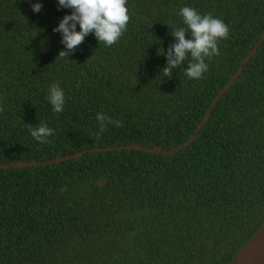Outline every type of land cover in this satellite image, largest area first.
<instances>
[{"label":"trees","instance_id":"obj_1","mask_svg":"<svg viewBox=\"0 0 264 264\" xmlns=\"http://www.w3.org/2000/svg\"><path fill=\"white\" fill-rule=\"evenodd\" d=\"M127 6L116 44L89 34L66 60L53 29L70 9L0 0V164L31 163L0 168V264H227L264 222V0ZM183 6L230 29L199 80L187 60L161 72ZM101 112L123 126L97 138ZM39 123L47 144L24 125Z\"/></svg>","mask_w":264,"mask_h":264},{"label":"clouds","instance_id":"obj_2","mask_svg":"<svg viewBox=\"0 0 264 264\" xmlns=\"http://www.w3.org/2000/svg\"><path fill=\"white\" fill-rule=\"evenodd\" d=\"M127 4L128 0H58L60 8L71 10V14L65 15L53 29L61 34V44L65 49L59 52L58 58L67 60L89 34H94L99 44L103 43L108 47L116 44L127 30L131 19ZM41 8L40 3L32 5L34 13H39ZM178 15L186 27L171 28L175 43L169 46L166 53L163 52L166 65L161 72L165 77H170L173 70L180 68L187 60L184 75L188 79L199 80L208 71L206 59L211 60L220 54L218 44L221 40L228 39L230 29L223 20L211 14H201L192 7H181ZM188 34L191 39H186ZM47 100L54 113L64 111L65 94L58 83L54 82L49 86ZM0 111H3L2 107ZM96 120L99 128L95 133L97 138L110 124L115 127L123 126L119 120L114 121L102 112L97 114ZM24 125L31 137L41 144L49 143L48 138L54 135V130L46 123Z\"/></svg>","mask_w":264,"mask_h":264},{"label":"water","instance_id":"obj_3","mask_svg":"<svg viewBox=\"0 0 264 264\" xmlns=\"http://www.w3.org/2000/svg\"><path fill=\"white\" fill-rule=\"evenodd\" d=\"M29 1V0H26ZM263 39V36L261 37ZM252 54V51L250 54L245 58V60ZM244 60V61H245ZM237 74V73H236ZM224 91L222 89L218 95ZM207 116V113L204 114V118ZM203 123L201 121L199 123V126ZM124 149L129 150H136V149H142V150H148L153 155H167L171 154L172 151L166 152L162 151L159 148H152V149H143L135 145H127L122 146ZM114 148H107L106 150H111ZM78 154H72L66 158L59 159H69V158H75ZM58 160V161H59ZM31 163L28 162H13L10 164L2 165L0 164V168H19V167H25L29 166ZM104 183V179H101L96 182V185H101ZM227 264H264V222L259 226V228L253 233V235L234 253V255L231 257V259L227 262Z\"/></svg>","mask_w":264,"mask_h":264}]
</instances>
